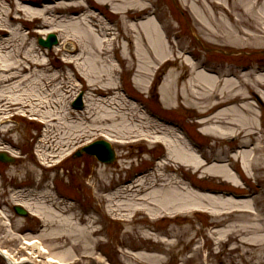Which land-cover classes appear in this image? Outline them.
<instances>
[{
	"label": "rangeland",
	"instance_id": "rangeland-1",
	"mask_svg": "<svg viewBox=\"0 0 264 264\" xmlns=\"http://www.w3.org/2000/svg\"><path fill=\"white\" fill-rule=\"evenodd\" d=\"M31 1L34 7L54 9L46 14L47 22L29 20L22 13H17L22 0H0V23L8 28H0V41L10 40L9 30L14 28H20L25 38L20 50L15 49L16 46L5 48L1 55H10L13 61L24 60L26 53L45 59L46 66L37 69V74L41 77L47 75L45 81L49 86L40 83L41 77L32 76L14 91L11 89L9 94L28 95L33 92L38 95L44 89L49 100L60 101L59 106L66 109L73 124L82 122L85 126L89 123L80 115L87 110L86 107H93L97 102L99 110H103L107 100L118 97L119 106L127 107L124 112L132 119L134 134L139 136L129 138L124 134L125 137H121L118 132L125 133L121 127L117 132H92L65 152L62 158H55L51 162L53 166H46L38 161V149L47 130L44 119L21 106L0 115V152L15 158L10 163L0 161V248L20 260V264H48L45 258L31 255L29 248L32 245L24 243L36 237L49 255L65 260L64 264H264V134L259 136V142H255L262 146L257 154L259 168H245L242 158L233 165L234 169L231 168L237 183L196 171L180 161L173 162V166L182 167L178 171H172L171 167L161 169L170 151L163 140L155 142L159 140L157 135L163 134L151 128L158 123L176 128L184 142L204 152L205 157L213 159L214 163L217 159L226 161L220 150L236 154L233 152L241 150V143L236 139L215 136L206 130V125L200 124L203 118L196 114L203 109L204 103L191 99V104L177 101L167 106L162 102L161 87L173 64L158 65L148 81L138 74L137 69L129 68L127 58L135 53V47L123 36L126 31L123 21L127 25L133 22L138 25L141 22L155 23L166 40L170 39L175 44L181 42L190 50L186 57L201 61L216 72L229 69L240 73L250 68H264V48L259 45L237 46L234 41L226 43L210 37L206 28L218 29V25L210 24L204 16L203 10L211 6L208 0H125L123 3L106 0ZM215 1L227 8L253 7L259 14L264 10V0ZM124 6L139 12L140 18L122 17L120 10ZM7 13L15 16L16 20L3 16ZM226 21L232 29L229 20ZM257 21L260 22L258 17ZM79 22L85 29L93 24L95 28L92 25L90 29L96 30L100 22L112 28V34L109 31L106 35L98 33L101 38L115 40L110 54L97 57L95 49L89 46L86 54L69 63L78 56V52H70L71 49L76 46L80 49L84 44L87 46L84 28L78 29ZM133 31L137 39L136 29ZM50 33H55L59 39V44L51 50L38 42L39 37L46 38ZM141 54L143 56L145 51ZM141 60L140 57L134 62L138 66ZM175 64L182 71L192 72L182 67V60ZM111 70L113 74L108 75ZM189 78L185 76L180 84ZM108 87L111 89L105 92ZM95 88L103 89L104 93L98 94ZM0 89L4 87L0 86ZM81 92L84 103L82 108H76L73 104ZM259 94L258 91L254 102H260ZM50 108L48 105L47 109ZM260 115L261 110L256 108L255 122L258 126L261 125ZM5 126L12 127L10 134L13 140L5 137ZM102 134L112 139L114 162L103 163L86 153L75 156L77 150L97 140H105ZM146 134L156 139L146 138ZM217 139L222 143L217 144ZM26 165L36 166L37 179L31 174H24V181L10 178L13 169ZM159 170L168 177L182 180L184 183L177 188L180 191L190 187L230 201H222L227 205L217 207L206 200L200 209L190 206L167 212L156 210L155 206H151L152 211L135 209L131 200L123 198H117L124 204L118 207L117 200H109L110 194L135 186L140 178L150 181ZM46 188L64 203L63 206L72 207L65 215L72 217L73 221L83 220L84 233L72 228V221H62L60 225L55 221L48 223L24 206L29 216L22 217L15 212V193L22 195ZM231 201H246V204L235 205ZM92 228L99 232L89 235ZM0 264H8L1 255Z\"/></svg>",
	"mask_w": 264,
	"mask_h": 264
},
{
	"label": "bare ground",
	"instance_id": "bare-ground-1",
	"mask_svg": "<svg viewBox=\"0 0 264 264\" xmlns=\"http://www.w3.org/2000/svg\"><path fill=\"white\" fill-rule=\"evenodd\" d=\"M105 1V0H98ZM107 2H125V0H106ZM211 4L210 8L203 10L204 16L208 19V22L213 25H218V29L206 28L208 35L214 39H218L227 43L228 41H234L237 46L253 47L259 45L264 48V10H261V14L255 8H244L242 6H235L227 8L215 0H208ZM34 3L31 0H22L18 4L17 13H22L29 20L38 21L45 20L47 22V13L54 11V9H44L33 6ZM134 9L124 6V9L120 10L123 14L122 17H127L132 20L140 18L139 12H133ZM142 12V11H141ZM52 15V14H51ZM4 17L9 20H16L15 16L10 13L3 14ZM90 16V15H89ZM95 16V15H94ZM91 17V16H90ZM257 17L260 22L257 21ZM22 19V17H20ZM231 23L229 28L226 23V19ZM78 29L82 30L84 27L80 22L77 23ZM83 25V26H82ZM93 24L88 25V28H84L86 44L82 48L71 49L70 52H78V56L74 60H70L69 63H73L78 60L81 55L86 54L87 48L93 47L96 51L94 54L97 57H103L110 54L112 46L115 40L101 38L98 33L112 31L111 27L104 26L101 22L96 26L97 29H90ZM123 25L126 31L123 33L124 37L135 47V53L132 57L127 58L129 68L137 69L138 74L144 77L148 81L153 70L158 65L166 66L167 64H173V67L168 71L167 79L162 84V102L167 106H172L177 101L185 103H193L195 100L197 103H204L203 109L199 111L198 116L203 119L200 122L203 126L206 125V130L215 136L222 137L229 140H239L241 143L239 151L233 152L236 154H229L224 150H220V153L226 157V161L222 159L215 160L217 163L212 162L213 159L205 157L204 152L199 153L198 150L191 147V145L178 134L176 128L168 125H153L151 128L157 133H163L159 136V140L156 137L147 135L146 138L156 139V143L163 140L169 148V156L166 162L163 164V168H172V171H178L182 167L173 166L174 161H180L196 171H202L210 175L218 176L221 180L231 183H237L235 175L232 173L233 165L240 158L243 159V165L251 168L257 166L259 168L257 154L262 150L259 142L260 135L264 134V68H250L245 72H232L231 70H221L216 72L213 69L205 67L201 61H195L186 57V54L190 53V50L181 45V42L175 44L170 39L166 40L159 29V27L152 22H141V25L133 22L131 25H127L123 21ZM95 28V26L93 25ZM0 28L8 29L0 23ZM136 29L137 39L133 35V30ZM12 30V31H11ZM9 36L10 40L0 41V86L4 89H0V115H5L16 106L27 107L29 111L39 114L43 121L46 123L47 130L45 131L42 144L38 149V161L42 165L53 166L51 162L55 158H62L64 153L72 149L76 144L84 141L92 132L107 133L110 131H116L125 129L124 132H118L121 137L128 136L129 138H136L139 135H135L133 128L131 127V118L124 112L125 106H119L117 98L107 100L103 110H99L100 106L96 102L93 107H86L80 116L85 119L89 125L85 126L82 122L71 121L69 113L64 107H60L58 102L49 100L47 95L43 92L37 94L29 93L16 94L10 93V90L16 89L20 84L28 81L32 76H39L37 69L46 66L45 59L39 57H33L26 53L24 60L13 61L12 56L1 55L5 48L16 46L15 49L20 50L24 46V35L20 28L11 29ZM20 41V42H19ZM17 43L15 45L14 43ZM85 42V43H86ZM90 43V44H89ZM137 48H143L137 50ZM145 51L143 56L140 54ZM140 53V54H139ZM141 54V55H142ZM142 58L141 63L137 66L134 62L135 59ZM178 60L183 61L182 67L184 69L191 70L185 72L181 67H178L175 63ZM3 61V62H2ZM188 67V68H187ZM194 70V71H193ZM111 70L107 74H111ZM113 74V73H112ZM111 74V75H112ZM45 76L41 77L40 83L47 86ZM185 76H190L189 80L185 83H181V79ZM49 81H54L50 79ZM34 83H36L34 81ZM94 85V84H93ZM7 91H6V90ZM111 87H108L107 92ZM101 88H95V92L98 94L104 93ZM260 92L259 101H255V95ZM258 95V96H259ZM51 96V95H49ZM262 100V101H261ZM37 101V103H35ZM56 103L54 106L53 104ZM195 103V104H197ZM124 103H122L123 105ZM51 106L50 109L47 107ZM125 105V104H124ZM85 108V107H84ZM256 108L261 110L260 121L261 125L258 126L255 122ZM215 110L213 114L210 113ZM73 122V123H72ZM5 137L9 140H13V136L10 134L13 129L11 126H5ZM142 135V134H141ZM104 139L111 142V138L102 134ZM217 144H221L222 140L217 139ZM255 145H253V144ZM252 145V148L250 147ZM39 163H36L39 166ZM247 165V166H246ZM232 168V169H231ZM31 174L35 179L38 177V169L30 165H26L22 168H15L10 172V178L12 180L24 181L23 175ZM20 181V182H21ZM101 182H104L103 180ZM184 182L178 180L177 177H168L162 171L155 172V175L148 181L145 178L137 180L135 186H131L127 189H119L113 194H110L109 200L115 201L117 198L131 200L133 208L151 210V206H155L159 211H173L182 210L190 206L200 208L204 207V201H209L210 204L217 207L226 206L227 203L222 201H230L229 199L222 198L221 196L215 197L205 193L195 191L190 187L182 188L181 191L177 189ZM184 189L185 190L184 192ZM135 191L133 193H130ZM14 201L16 204H20L29 209L32 213L43 217L46 222L54 223L62 221H72V228L85 232V227L82 225L83 220L77 219L73 221V218L69 215H65L72 207L63 206L64 203L57 200L54 197L51 190L46 188L43 191H31L28 194H14ZM118 207L124 205L120 203V199L117 200ZM235 205H244L246 201H231ZM117 205V203H115ZM230 204V203H229ZM232 205V204H231ZM117 210V208H116ZM152 211V210H151ZM65 215V216H64ZM99 231L92 228L89 235H95ZM27 246L32 245L29 249V253L34 257H43L48 264L59 263L64 264L65 260L49 255V251L41 244L40 240L36 238L28 239L24 242ZM80 248V246H77ZM1 249V248H0ZM3 253L9 256L10 264H20L21 261L11 256L7 250L1 249ZM26 259V257H24ZM22 258V261L24 260Z\"/></svg>",
	"mask_w": 264,
	"mask_h": 264
},
{
	"label": "water",
	"instance_id": "water-1",
	"mask_svg": "<svg viewBox=\"0 0 264 264\" xmlns=\"http://www.w3.org/2000/svg\"><path fill=\"white\" fill-rule=\"evenodd\" d=\"M38 41L42 46L52 49L53 46L58 43V38L56 34L50 33L47 39L43 37H39ZM82 97H83V93H81L78 99L74 102L75 107L83 106ZM84 152L89 155H95L98 158V160L103 163H112L115 161V158H116L115 151L112 148V145L106 140H97L81 148L75 153V156H81ZM0 160L3 162H14L15 161L13 157H9L7 156V154L2 153V152H0ZM14 209L16 213L19 214L20 216H24V217L28 216V211L22 206L16 205ZM3 256L6 258L8 262H10L9 257L6 254H3Z\"/></svg>",
	"mask_w": 264,
	"mask_h": 264
}]
</instances>
